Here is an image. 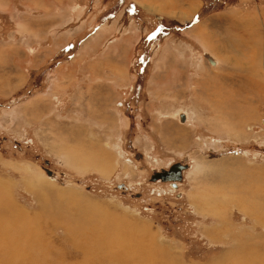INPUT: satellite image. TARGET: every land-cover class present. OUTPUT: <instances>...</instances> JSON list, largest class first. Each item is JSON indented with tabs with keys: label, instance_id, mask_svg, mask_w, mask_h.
I'll use <instances>...</instances> for the list:
<instances>
[{
	"label": "rangeland",
	"instance_id": "1",
	"mask_svg": "<svg viewBox=\"0 0 264 264\" xmlns=\"http://www.w3.org/2000/svg\"><path fill=\"white\" fill-rule=\"evenodd\" d=\"M193 1L0 0V184L39 221L0 231V264L128 257L97 251L93 233L76 245L38 182L69 217L88 200L183 264H234L241 241L264 255V219L241 208L264 210V91L242 103L245 81L264 83V0ZM232 87L242 110L221 114ZM180 162L177 187L151 181Z\"/></svg>",
	"mask_w": 264,
	"mask_h": 264
},
{
	"label": "bare ground",
	"instance_id": "2",
	"mask_svg": "<svg viewBox=\"0 0 264 264\" xmlns=\"http://www.w3.org/2000/svg\"><path fill=\"white\" fill-rule=\"evenodd\" d=\"M178 1L180 3L190 2L191 4H194L193 0H172L173 5L178 4ZM197 28L201 33L202 29H200L199 26ZM207 35H209L208 32ZM207 59L212 65H216L217 62L214 61V59L210 55L207 56ZM243 84L244 81L241 84L242 89H244ZM245 86V91L248 92L245 98L244 95H242L244 90H238L237 88V91L236 88L234 89V87L228 89V91L224 94L220 91L216 93L221 94V102L218 105V109L221 114L222 110H226L227 108H229L230 110L232 108L235 112H241V106H236V103H241L243 98L244 101H242V103H250V99H253L252 97H258H251L249 94H252V92L257 95L263 94L264 83L263 81H256L255 75H252L248 79V81H245ZM225 94L226 96L222 97ZM232 104L234 105L232 106ZM182 114V116L179 115L180 121L185 122L188 116L185 113ZM178 185V183H174L173 187H177ZM6 187H8V185H6ZM6 187L0 184V231L4 230V232L7 231L6 233H9L10 230H7V228H12V226L16 225L17 223L26 222L24 224H28L31 222H35L38 224L39 221L37 220L27 219L28 215L15 205V202H13L9 197V193L5 191ZM29 189L32 190L31 187ZM36 192L40 195V202L43 212L47 211L46 216L52 219L53 217H55L54 220L56 219V217L57 219H59L60 217L64 218L66 223L64 221L63 222L65 225H67L66 230L68 233V238L70 240L74 239L75 244L77 238L80 237L78 243H82L86 239V237L90 236L93 233V235L96 237V240L98 239L97 241H94L92 243L93 246L96 247L97 251L99 247L105 248L108 251L106 255L110 254L111 260L114 257L118 258L126 255L128 257L125 258L124 264H183L182 260L179 257V254L176 251H171L170 249L163 248L160 246V243L157 244L156 238H153L154 233L150 228H147L145 226H134V228H132L131 225L127 227L125 225L126 223L121 220L120 217H118L117 215H113L109 211L101 210L99 206L97 207V205H88L90 202L85 199H79L78 201V205L81 206L82 204V206L79 211H74L77 216H73V212L70 211L69 217L68 213L65 214L66 211L61 205L56 204L57 206H53L54 203H52V201L48 199L49 196L47 193V189L42 183L38 182ZM250 197L251 195L248 196V198ZM255 200L256 199H250L247 203L245 202L244 204H241L242 211L249 216L251 214L252 216L254 215L253 217L255 218L264 219V210L262 208L257 209L259 206L257 205V203L253 202ZM60 204H63V202L61 201ZM70 205L69 208L71 207ZM81 214L83 215V217L79 218L78 216ZM40 217H38L37 219L39 220ZM29 226L32 227L31 225ZM30 235L36 236V232H31ZM241 242H243L244 245L239 247L234 253L230 254L231 256H233L235 260L234 262L236 264L240 262H245V264L249 262L251 264H255L256 261L261 262L263 260L264 255L262 254V251L258 246L252 247L246 241ZM229 262L231 263V260Z\"/></svg>",
	"mask_w": 264,
	"mask_h": 264
},
{
	"label": "water",
	"instance_id": "3",
	"mask_svg": "<svg viewBox=\"0 0 264 264\" xmlns=\"http://www.w3.org/2000/svg\"><path fill=\"white\" fill-rule=\"evenodd\" d=\"M190 169L188 164L183 162L173 164L169 169H162L161 171H155L151 176L152 182H173L180 183L184 180V172Z\"/></svg>",
	"mask_w": 264,
	"mask_h": 264
}]
</instances>
